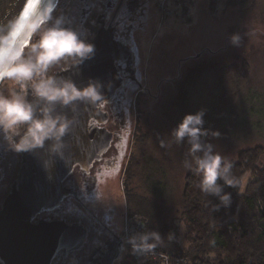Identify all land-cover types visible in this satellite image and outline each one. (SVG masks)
<instances>
[{"label": "rangeland", "instance_id": "obj_1", "mask_svg": "<svg viewBox=\"0 0 264 264\" xmlns=\"http://www.w3.org/2000/svg\"><path fill=\"white\" fill-rule=\"evenodd\" d=\"M140 2L145 10L144 31L135 36L139 55L133 56L131 65L135 62L134 69L140 73L144 87L138 92L134 88L130 94L127 117L141 161L133 182L136 191L147 192L148 175H159L162 170L170 196L177 197L190 171L183 165L188 145L175 144L170 132L185 114L205 110L204 127L220 133L206 139L230 160L243 149L264 147V0H258L251 9L228 8L221 0L215 10L210 9V0H170V15H163L155 0ZM234 33L241 36L238 46L230 40ZM125 46L133 52L128 44ZM220 70H240V74L227 75L225 85H221ZM126 72L133 74L123 71V79ZM243 72L245 78L240 82ZM127 82L124 80L125 90ZM118 97L116 94L111 101ZM248 179L249 175L245 182ZM123 192L120 176L115 195L125 210L123 218L117 219L122 231L130 220ZM172 212L170 215L176 216ZM84 228L88 243L90 228ZM182 234L180 228L179 239ZM93 249L82 254L79 264Z\"/></svg>", "mask_w": 264, "mask_h": 264}, {"label": "clouds", "instance_id": "obj_2", "mask_svg": "<svg viewBox=\"0 0 264 264\" xmlns=\"http://www.w3.org/2000/svg\"><path fill=\"white\" fill-rule=\"evenodd\" d=\"M37 3V9L29 11ZM55 7V0H25L19 15L0 26V137L16 152H31L46 142L50 151L58 152L73 118L57 111V107L75 111L81 103L97 106L102 99L99 80L90 78L80 86L61 74L90 59L95 48L77 30L64 26L62 18L51 24L42 22V17L52 19ZM230 40L238 46L241 36L234 33ZM204 116V109L185 114L170 136L175 144L188 145L183 165L199 176L197 187L202 193L216 197L215 211L231 203V193L224 188L242 191L246 176L237 178L232 172L233 162L207 141L209 135L218 137L220 133L204 127ZM160 143L165 146L163 140ZM174 239L175 233L169 232L167 240ZM164 240L158 230L127 237L131 251L145 256L162 246Z\"/></svg>", "mask_w": 264, "mask_h": 264}, {"label": "water", "instance_id": "obj_3", "mask_svg": "<svg viewBox=\"0 0 264 264\" xmlns=\"http://www.w3.org/2000/svg\"><path fill=\"white\" fill-rule=\"evenodd\" d=\"M24 3L25 0H0V26L14 20ZM37 7L38 3L33 4L29 11ZM47 19L42 17V22ZM92 44L95 51L90 59L61 74L73 78L80 86L86 85L90 78L99 80L102 99L97 106L81 103L75 111L57 107V111L73 118L58 152L50 151L48 142L31 152H20L16 178L0 208V264H56L62 250L65 261L87 241V231L81 223L66 219L35 222L34 217L59 204L63 195L65 199L70 193L66 178L76 166L88 168L111 140L104 126L108 113L103 107L124 88L116 62L123 59L128 66L134 57L129 48L113 39L112 29L102 28ZM113 261L114 257L108 256L98 264H113Z\"/></svg>", "mask_w": 264, "mask_h": 264}, {"label": "flooded vegetation", "instance_id": "obj_4", "mask_svg": "<svg viewBox=\"0 0 264 264\" xmlns=\"http://www.w3.org/2000/svg\"><path fill=\"white\" fill-rule=\"evenodd\" d=\"M144 15V5L140 0H57L52 19L45 22L51 24L56 18H62L64 26L74 28L82 38L91 43L102 28L112 29L113 39L123 43L126 49L128 47L125 45L128 44L133 56L136 57L139 55V49L135 36L137 33L140 36L139 34L144 31ZM134 65L127 66L123 59L116 62V70H119L121 76L125 70H131L133 74L128 75L126 72L124 80L128 81V88L121 89L117 93L119 97L103 107L104 112L110 116L104 126L113 133L108 147L88 168L81 166L74 168L65 180L70 188V193L65 199L63 195L59 204L40 211L34 217L35 222L64 219L80 221L90 228L85 248L74 254L70 253L65 261L62 250L56 264H79L82 261V254L84 255L91 247L94 249L87 255L83 264H98L108 256L114 257L115 264L127 249L123 231L117 220L123 218L125 210L119 204V197L115 195V185L121 176L129 217L128 197L133 189L135 191L137 189L133 181L141 165L138 163L141 161L134 147L135 136L129 132L127 117L131 106L130 94L134 88H138L136 90L138 92L144 87L140 81V73L134 69ZM4 90L7 94L6 87ZM19 166L20 152L12 150L3 137H0V208L16 178ZM92 200L97 201V204L93 205L90 202Z\"/></svg>", "mask_w": 264, "mask_h": 264}, {"label": "trees", "instance_id": "obj_5", "mask_svg": "<svg viewBox=\"0 0 264 264\" xmlns=\"http://www.w3.org/2000/svg\"><path fill=\"white\" fill-rule=\"evenodd\" d=\"M220 1L210 0V9L215 10ZM257 1L223 0V3L232 9H251ZM244 72L240 82L244 81ZM235 73L239 76L240 70H220V84L225 85L226 76ZM231 161L233 174L237 178L249 175V179L242 191L226 186L224 191L231 193V203L215 211L216 197L199 190V176L191 170L186 173L177 197L170 196L162 170L159 175H148V182L153 185L148 183L147 192L133 189L129 194L131 221L142 222L146 231L161 233L166 241L157 249L170 254L173 262L170 264H264V147L243 149ZM173 210L176 216L172 217ZM180 228L182 239H179ZM169 232L175 233L172 241L167 240ZM115 264L164 263L158 259L141 260L127 248Z\"/></svg>", "mask_w": 264, "mask_h": 264}, {"label": "built area", "instance_id": "obj_6", "mask_svg": "<svg viewBox=\"0 0 264 264\" xmlns=\"http://www.w3.org/2000/svg\"><path fill=\"white\" fill-rule=\"evenodd\" d=\"M170 0H155L157 3L159 10L163 15H170L171 14V7L169 5ZM128 219V218H127ZM146 231L145 225L140 222L136 221L133 222L130 220H126L125 227L123 230V239L127 246V248H131V246L127 243V237L138 233ZM141 260H147V259H158L163 261L164 264H169V259L171 258L170 254L166 251L156 249L153 253H150L148 255H137ZM167 256V259H164V257Z\"/></svg>", "mask_w": 264, "mask_h": 264}]
</instances>
